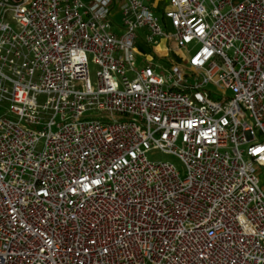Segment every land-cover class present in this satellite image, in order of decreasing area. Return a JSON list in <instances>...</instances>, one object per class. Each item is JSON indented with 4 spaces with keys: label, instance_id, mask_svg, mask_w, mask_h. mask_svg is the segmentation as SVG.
Masks as SVG:
<instances>
[{
    "label": "built area",
    "instance_id": "2783aa9c",
    "mask_svg": "<svg viewBox=\"0 0 264 264\" xmlns=\"http://www.w3.org/2000/svg\"><path fill=\"white\" fill-rule=\"evenodd\" d=\"M3 107L0 264H264V0H0Z\"/></svg>",
    "mask_w": 264,
    "mask_h": 264
},
{
    "label": "rangeland",
    "instance_id": "374dc122",
    "mask_svg": "<svg viewBox=\"0 0 264 264\" xmlns=\"http://www.w3.org/2000/svg\"><path fill=\"white\" fill-rule=\"evenodd\" d=\"M84 2L88 3L90 0H83ZM208 8H210L209 5H207ZM117 23H121L120 17L117 19ZM166 32L169 34L173 33L172 28L164 29ZM113 31L114 33L121 38L124 32L120 31L116 26H113ZM143 33V32H142ZM168 47L170 48V51L168 50ZM190 51L192 49H189ZM194 52V49L191 51ZM188 52L184 50H180L177 48V46L174 43L168 42V40L163 37L159 38V45L156 47H152L151 45L146 44L144 41H139L134 50H133V63L136 67L143 68L145 66H148L151 61H155V63H160L162 66H165L166 68H169L167 61L172 60L174 63L179 64V65H185V61L188 58ZM162 58H167V60L161 61L160 59ZM89 68H90V76L91 80L94 83L95 82V77H96V72L98 70L97 66L92 62L90 59L89 62ZM160 73H162V70H159ZM131 77V76H130ZM191 82H194L193 79H189ZM6 108H0V115L5 113ZM100 113H95V115H99ZM103 115V114H101ZM120 119V118H119ZM121 121H126L128 120L127 118H121ZM103 122L105 123H111L112 119L111 118H103ZM148 158L151 161H166L170 162L173 164L177 171L180 173L181 177L184 178L186 176V168L182 161L177 158L174 155L171 154H166L161 151H155L152 152L148 155ZM261 184L264 185V177L261 176Z\"/></svg>",
    "mask_w": 264,
    "mask_h": 264
}]
</instances>
